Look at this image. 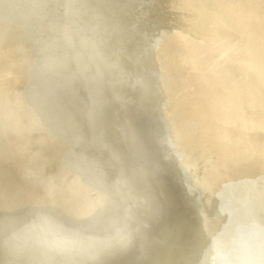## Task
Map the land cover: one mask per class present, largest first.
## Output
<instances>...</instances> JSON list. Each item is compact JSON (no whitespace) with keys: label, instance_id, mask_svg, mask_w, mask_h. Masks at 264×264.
Wrapping results in <instances>:
<instances>
[{"label":"bare ground","instance_id":"bare-ground-1","mask_svg":"<svg viewBox=\"0 0 264 264\" xmlns=\"http://www.w3.org/2000/svg\"><path fill=\"white\" fill-rule=\"evenodd\" d=\"M172 1L0 0V264H264V0Z\"/></svg>","mask_w":264,"mask_h":264},{"label":"water","instance_id":"water-1","mask_svg":"<svg viewBox=\"0 0 264 264\" xmlns=\"http://www.w3.org/2000/svg\"><path fill=\"white\" fill-rule=\"evenodd\" d=\"M246 40V39H245ZM147 120L145 122V124H143L142 128L147 132V133H151L154 138L157 140L159 139H164V136L161 135V131H160V128H158L157 126V122L155 121L154 118H152V116H147ZM126 122H129V120H125L124 118H122V123L125 124ZM128 130H130L131 132H133L134 134H136L137 132V126L136 124H134L132 121L130 123H128L127 127H126ZM160 135V136H159ZM162 139V140H163ZM163 152V155L165 152H167V148H165V143L163 144H158ZM149 149L151 148L153 151H149L148 152V155H150L151 157L153 156L155 158V160H157V166L160 167V162H161V155L159 153H157L156 151H154V147H152L151 145H149ZM148 149V150H149ZM169 152V151H168ZM167 152V155L169 157H171ZM172 158V157H171ZM173 159V158H172ZM174 161V160H173ZM175 162V161H174ZM178 172V171H177ZM179 174V172H178ZM194 178V177H193ZM171 188V187H170ZM171 192L174 194L175 197H178L177 193L178 191H173L171 190Z\"/></svg>","mask_w":264,"mask_h":264},{"label":"rangeland","instance_id":"rangeland-1","mask_svg":"<svg viewBox=\"0 0 264 264\" xmlns=\"http://www.w3.org/2000/svg\"><path fill=\"white\" fill-rule=\"evenodd\" d=\"M165 1L167 2V3H169L170 2V0H159V2L161 3V5H163V3H165ZM175 2V0H173L171 3L173 4Z\"/></svg>","mask_w":264,"mask_h":264}]
</instances>
